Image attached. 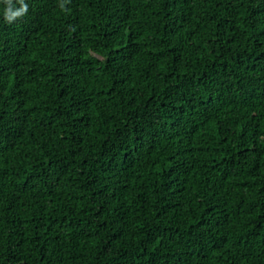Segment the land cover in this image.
Returning <instances> with one entry per match:
<instances>
[{
    "label": "trees",
    "instance_id": "trees-1",
    "mask_svg": "<svg viewBox=\"0 0 264 264\" xmlns=\"http://www.w3.org/2000/svg\"><path fill=\"white\" fill-rule=\"evenodd\" d=\"M24 2L0 264H264V0Z\"/></svg>",
    "mask_w": 264,
    "mask_h": 264
},
{
    "label": "clouds",
    "instance_id": "clouds-1",
    "mask_svg": "<svg viewBox=\"0 0 264 264\" xmlns=\"http://www.w3.org/2000/svg\"><path fill=\"white\" fill-rule=\"evenodd\" d=\"M6 7L3 10V18L6 22L12 23L17 18L24 16L28 10V5L24 0H16L19 4V8H15L12 0H4Z\"/></svg>",
    "mask_w": 264,
    "mask_h": 264
}]
</instances>
